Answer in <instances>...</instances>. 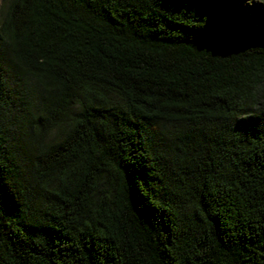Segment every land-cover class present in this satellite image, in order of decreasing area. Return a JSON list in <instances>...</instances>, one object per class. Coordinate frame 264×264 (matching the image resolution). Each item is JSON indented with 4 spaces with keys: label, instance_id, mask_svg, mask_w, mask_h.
Returning a JSON list of instances; mask_svg holds the SVG:
<instances>
[{
    "label": "trees",
    "instance_id": "obj_1",
    "mask_svg": "<svg viewBox=\"0 0 264 264\" xmlns=\"http://www.w3.org/2000/svg\"><path fill=\"white\" fill-rule=\"evenodd\" d=\"M1 8L0 264H264V0Z\"/></svg>",
    "mask_w": 264,
    "mask_h": 264
},
{
    "label": "rangeland",
    "instance_id": "obj_2",
    "mask_svg": "<svg viewBox=\"0 0 264 264\" xmlns=\"http://www.w3.org/2000/svg\"><path fill=\"white\" fill-rule=\"evenodd\" d=\"M1 6H2V0H0V11H1ZM58 135H57V133L55 132V133H53L52 135H51V138H56Z\"/></svg>",
    "mask_w": 264,
    "mask_h": 264
}]
</instances>
